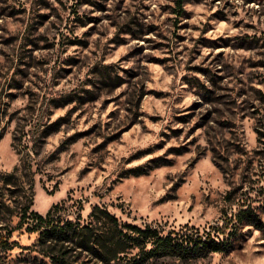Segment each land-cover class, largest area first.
<instances>
[{"label":"rangeland","instance_id":"1","mask_svg":"<svg viewBox=\"0 0 264 264\" xmlns=\"http://www.w3.org/2000/svg\"><path fill=\"white\" fill-rule=\"evenodd\" d=\"M32 193L166 231L250 207L194 264H264V0H0V264H55Z\"/></svg>","mask_w":264,"mask_h":264},{"label":"trees","instance_id":"2","mask_svg":"<svg viewBox=\"0 0 264 264\" xmlns=\"http://www.w3.org/2000/svg\"><path fill=\"white\" fill-rule=\"evenodd\" d=\"M182 11L178 9L179 13ZM1 177L7 183L16 182L15 173ZM33 188L30 184L32 191ZM34 195L28 204L20 206L18 227L38 232L41 250L55 264H83L78 260L81 254L90 256L94 264H194L214 253L230 251L235 227L236 231L241 225H262L250 207L239 210L236 224L228 232L218 226L200 228L189 224L166 231L152 223L124 221L101 205H95L88 220L81 221V215L70 218L65 201L53 204L46 214L32 209ZM4 207L0 205V214L9 209ZM220 234L226 236L220 238Z\"/></svg>","mask_w":264,"mask_h":264}]
</instances>
